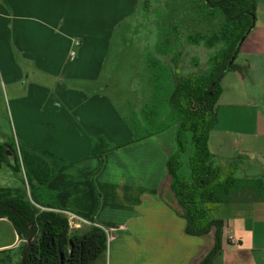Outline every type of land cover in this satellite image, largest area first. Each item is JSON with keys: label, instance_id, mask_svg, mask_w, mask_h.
<instances>
[{"label": "crops", "instance_id": "obj_1", "mask_svg": "<svg viewBox=\"0 0 264 264\" xmlns=\"http://www.w3.org/2000/svg\"><path fill=\"white\" fill-rule=\"evenodd\" d=\"M140 5V0H0V102L4 106V96L12 97V119L24 143L66 160L49 183L37 186V195L56 211L110 230L109 264H200L215 235H187L179 206L167 199L169 193L174 198L167 171L177 150L174 133L132 142L109 94L114 77L109 66L120 52L115 41ZM237 59L240 69L221 82L209 149L222 167L237 159L238 179L264 181V0H257L256 25ZM99 136L120 148L103 159L93 155ZM207 206L224 221L222 251L212 264H264V199ZM0 220L15 231L13 243L0 246L12 264V258H23L24 240L7 218ZM81 226L78 231L91 225ZM107 261L101 256L93 264Z\"/></svg>", "mask_w": 264, "mask_h": 264}, {"label": "trees", "instance_id": "obj_2", "mask_svg": "<svg viewBox=\"0 0 264 264\" xmlns=\"http://www.w3.org/2000/svg\"><path fill=\"white\" fill-rule=\"evenodd\" d=\"M202 1L210 15L223 17V25L211 35L196 32L186 41L216 50L210 68L198 76L181 78L176 66L182 52L172 47L168 34L159 31L147 59L152 70L153 99L142 109L143 120L138 123L146 129L132 142L176 128L178 147L167 161L170 189L181 210L179 214L187 221V235L202 237L214 232V246L200 262L212 264L222 251L224 221L212 217L207 205L264 199V181L245 183L236 178L237 159L222 167L209 149L210 131L218 121L216 103L221 82L227 72L240 69L236 58L256 25L257 0ZM167 56L171 63L161 58ZM164 105L167 107L161 113ZM118 148L99 136L93 140L92 154L103 159ZM65 164L62 157L29 143L21 145L9 139L0 144V169L7 166L15 175L24 173L33 202L46 207L34 206L22 188H0V218H7L24 240L22 257L26 253V264H93L107 251V236L101 228L71 230L68 218L37 195V186L49 183Z\"/></svg>", "mask_w": 264, "mask_h": 264}, {"label": "rangeland", "instance_id": "obj_3", "mask_svg": "<svg viewBox=\"0 0 264 264\" xmlns=\"http://www.w3.org/2000/svg\"><path fill=\"white\" fill-rule=\"evenodd\" d=\"M140 4L137 15L132 16L131 21L126 22L122 30L119 31L120 35L116 39L114 47L120 52L115 64L109 66L108 72V74L114 75L108 80L111 84L108 88L109 94L118 111H121L125 116V122L130 128L133 138L145 131L146 128H142V125L140 126L138 123L143 120L142 109L149 105L153 99L152 70L148 66L147 59L150 57V50H153L157 33L163 31L164 35L168 34L172 40V47L177 52H182L180 63L176 66L180 71V77H193L210 68V58L216 53V50H210L203 43L190 44L186 41L187 37L196 32L211 35L214 31L221 29L224 21L221 15L214 17L209 14L208 9H203L202 0H140ZM161 58L167 63H171L170 56ZM240 62V59L236 60V63ZM4 99V106L0 102V125L8 126L10 131L0 130V141L14 139L15 143L23 145L24 142L12 119L13 104L10 102L12 97L4 96ZM166 107L164 105L161 113ZM148 108L150 109L151 106ZM168 130L172 131L176 137L175 127L172 126L163 132H168ZM241 173L240 169L235 177H240ZM246 174L248 173L246 172ZM1 187L22 188L27 194V200L38 207L32 200L30 185L24 173L15 175L9 167L4 166L0 169ZM262 193L264 194V189ZM167 199L170 204L172 203V206L178 207L177 201L170 193ZM38 208L44 209L41 206ZM14 240L13 227L7 221L0 220V246L9 245ZM9 254V252L0 253V264L11 263L7 259ZM17 254L19 257L20 253ZM110 255L111 253L108 255L107 251L102 255L105 261L108 260L107 264H109ZM20 262V257L12 258V264H20Z\"/></svg>", "mask_w": 264, "mask_h": 264}, {"label": "built area", "instance_id": "obj_4", "mask_svg": "<svg viewBox=\"0 0 264 264\" xmlns=\"http://www.w3.org/2000/svg\"><path fill=\"white\" fill-rule=\"evenodd\" d=\"M78 45V43H77ZM77 53L76 51H71L70 54H69V57L70 59H74L76 57ZM38 206V205H37ZM39 207V206H38ZM58 212L62 213L63 215H65L68 220H69V226H70V229L74 230V229H81L82 226L81 224H89L91 226H97L99 228H101L105 233H106V236H107V245L109 246L110 244V241H111V232L110 230H108L107 228H105L104 226L100 225V224H97V223H92V222H88L87 220L77 216L76 214L74 213H71V212H68V211H64V210H57Z\"/></svg>", "mask_w": 264, "mask_h": 264}, {"label": "water", "instance_id": "obj_5", "mask_svg": "<svg viewBox=\"0 0 264 264\" xmlns=\"http://www.w3.org/2000/svg\"><path fill=\"white\" fill-rule=\"evenodd\" d=\"M27 242L30 244L32 242V239H29ZM25 257H26V253H24L22 264H26Z\"/></svg>", "mask_w": 264, "mask_h": 264}]
</instances>
